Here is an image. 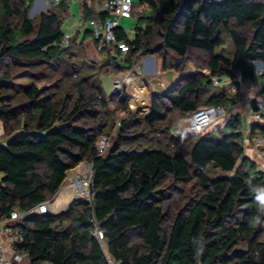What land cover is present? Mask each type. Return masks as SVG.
Segmentation results:
<instances>
[{
	"label": "trees",
	"instance_id": "trees-1",
	"mask_svg": "<svg viewBox=\"0 0 264 264\" xmlns=\"http://www.w3.org/2000/svg\"><path fill=\"white\" fill-rule=\"evenodd\" d=\"M34 1L0 0V218L50 200L82 162L92 164V198L9 225L30 263L108 264L109 255L118 264H264V168L239 140L242 115L204 134L172 129L174 112L236 104L247 80L260 79L264 94V69L256 72L264 64V0H139L152 14L137 16L135 36L114 30L115 42L128 46L124 56L114 43L98 50L91 27L63 43L67 0H50L31 17ZM102 3L81 0L82 19L103 21ZM94 51L106 55L97 60ZM146 55L160 56L163 70L192 61L211 74L151 90L144 113L131 108L125 88L104 94L102 71L134 73ZM250 129L264 135V111ZM95 220L105 247L93 235Z\"/></svg>",
	"mask_w": 264,
	"mask_h": 264
},
{
	"label": "built area",
	"instance_id": "built-area-1",
	"mask_svg": "<svg viewBox=\"0 0 264 264\" xmlns=\"http://www.w3.org/2000/svg\"><path fill=\"white\" fill-rule=\"evenodd\" d=\"M52 1L59 2L61 0H52ZM209 1H220V0H209ZM133 6H134L133 0H103L102 9L103 11L107 12L106 18L103 21H99L96 19H90L89 21V25L92 29L93 36L96 39V47L98 50H105L108 46L114 43L120 49L119 51L120 55L122 56L125 55V52L128 50V46L122 42H117V43L115 42L116 36L114 30L116 27H118L120 18H129L132 16H138L139 14H142L141 10H139L138 12L137 11L134 12ZM69 38L70 37L65 36L63 39V43H68ZM115 51L117 52V50ZM136 63L134 64V67L136 66V68H138L139 66L136 65ZM256 69H257L256 71L257 75L260 76L264 68H259L257 66ZM154 73L157 76L161 74L159 71L157 72L156 69ZM137 74L138 73L134 72L133 76H127L125 78L127 79L130 77H135L138 79L140 84L144 85L145 82L142 79V76H137ZM180 75L181 73L178 74V76ZM119 78L121 77H116L114 80L112 93L123 90L125 88V82H128V80L126 79H123L121 81ZM253 81L256 82L257 80L253 79ZM215 82H219V81H215ZM259 85H260L259 86V91H260L261 84L259 83ZM252 101H253L252 103L256 107V110L251 108L250 116H249L250 118L247 125L245 127L236 128V132H239L241 134L239 140L244 145L249 144L252 139L255 146L262 147L264 146V136L260 134H256L253 136L250 133L251 131L250 125L254 121H257L258 119H262L263 108H264V94L259 93L258 96ZM252 103L249 102V105L251 106ZM130 106L131 108H133L131 104ZM236 108H237V104L234 103L208 105L197 108L196 110H193L190 113L188 131L201 134L204 133L206 130L210 129L216 122L223 121V123L225 124L231 118L232 115L236 114ZM108 143H109V138L107 136H102L99 139L97 145H98V150L101 154L105 152ZM78 166L80 168V171L76 174L75 177L71 178L72 182L70 186L72 187L75 197L89 201L92 198V193H91L92 164L89 162H82ZM261 167L263 168L262 165H260V168ZM0 179H1V174H0ZM33 212L40 214H45L50 212L49 200L39 202L34 207H32L31 209L25 212H20L19 210L14 209L11 211L8 217L0 218V223L5 224L7 226L5 227V230L8 231L9 230L8 227L10 224L20 221L21 218ZM93 225H94L93 235L105 247L107 243V239L102 229L100 228L96 220L94 221ZM22 241H23L22 235L14 229L10 231L8 248H6V246L0 240V264H24L23 261L29 259L27 251H23L18 248V246L22 243ZM107 262L108 264H118L109 255H107Z\"/></svg>",
	"mask_w": 264,
	"mask_h": 264
},
{
	"label": "rangeland",
	"instance_id": "rangeland-1",
	"mask_svg": "<svg viewBox=\"0 0 264 264\" xmlns=\"http://www.w3.org/2000/svg\"><path fill=\"white\" fill-rule=\"evenodd\" d=\"M68 1H69V11H68L69 13L64 17L62 28H63V30L65 32V36H68L69 37V36L74 35L77 32V30H78V24H79V22L81 24L83 19H81L80 16H78V14H79L78 5L75 4V2H72V1H75V0H68ZM133 1L135 2V6H136L135 7V11L138 12L139 11V8H138L139 0H133ZM38 11H39V9H36L35 6H34V4H33L32 7H31V9H30V13L29 14L32 17L35 14H37ZM132 17H134V16H132ZM76 22H77V25H75ZM86 26H87L86 24L84 26L83 25L80 26V29L79 30H80L81 34L84 33V31L86 29ZM134 28H135V25L134 26H131V27L125 28V31H126L128 37L130 39H132L135 36L136 31H135ZM91 40H92V37H91V35L88 34L87 41L90 42ZM93 53L96 54V55L95 54H93V55L95 56V58L97 60H100V57H102V55H106L105 52H102L100 55H98L96 53V51H94ZM152 56L156 57V60H157L156 63L153 66L156 69V71L157 72L159 71L161 74L159 76H157L154 73V70L155 69L154 68L151 69V70H153V72H151V74L148 77V78H150L149 79V83H148L149 85L146 87V90L148 91L147 92L148 95L146 93V98L149 96V98H148V105H149V102H150V93L149 92H151V90H155L154 89V86H155L154 83L155 82H156V84H158L157 86H160L159 88L156 86V88L158 90H162V89H167L168 87H171L173 83H176V81H177L178 78L185 79L186 77H190V76L192 77L193 75H196L198 73H203L205 75H210L211 74V72L208 69H199L196 66V64L194 62H192V61H190L185 67H183L182 69H180V71L179 70L176 71V70H173V69L163 70L160 67V61H161L160 56H158V55H152ZM141 60L142 59L139 58L138 61H137V63H136V65L138 63H140ZM114 61H115V63L117 65L118 64L119 65H125V63H126L119 56H115ZM114 66H115V64H114ZM257 66L259 68H264V64H262V63H258ZM134 68L138 72V74L140 73L141 76L143 75L144 70L141 67H140V70L136 69V66ZM146 70H147V72H150V69L149 68H147ZM177 73L178 74L181 73V75L178 76ZM133 74L134 73L131 72V71H126L122 75L117 74V72H116L115 68H113V66H111V68L107 72L102 71V73L100 75L101 76L100 78H101V83H102V88H103L104 94L107 95V96H109V95L112 94V92H113V86H114V80H115V78L117 76H120L121 78H123V77H127V76H133ZM138 74H137V76H139ZM20 80L21 81H24L23 79H20ZM259 80L260 79H258L256 82H254L253 79H251V80L245 81L242 84L243 85L242 86V91H243L242 92V97H237V100H236L237 101V103H236L237 104L236 113H239L240 115H242L243 120H244L245 115H246V112H247L245 109H247V110L250 109L251 110V108L253 107V106L251 107L249 105V102L252 103V100H254L258 96V94H259V86H260L259 85V83H260ZM215 81H218L217 78L214 79V82ZM46 83H49L48 80L47 81H43V82L41 81L40 84L42 85V84H46ZM215 84L216 85H220V84H223V82L222 83L215 82ZM224 84L227 85V84H230V82L229 81H226V82H224ZM148 88L150 89V91L148 90ZM125 90L127 91V93H129L130 99H131L132 90H131L130 85H129L128 82H125ZM237 91L238 90H237V88L235 86H231V92L232 93L235 94V93H237ZM132 109L133 110H139V109H134V108H132ZM146 109H147V107L146 106H143V108L141 109L143 112H141L140 110L139 111L141 113H144V112H146ZM263 111H264V108H263ZM117 115H118L117 116V121L119 119H121V118L124 117L123 113H121V112L118 113ZM189 119H190V114H182L180 112H174L173 113V120H172V127H173L172 129H175L174 131H177L178 134H182V133L187 132L188 131ZM245 120H246V118H245ZM217 124L224 125L223 121H219V122L214 123L213 127L215 125H217ZM208 130H206L204 133H207ZM113 133H114V130H112V135H113ZM257 134H260V135L264 136L263 134H261L259 132ZM252 144H246L245 145V148H246L245 149V153L246 154L250 153L249 151H247V148L249 146H253L252 148L254 150H253V155H252L253 157L252 158L259 165L262 164V166L264 168V148L262 150H260V147L255 146L254 143H252ZM257 152H258V154H257ZM79 171H80L79 166H77L75 169L69 171L70 172L69 173L70 178L68 180V185H69V187L71 189H72V187L70 186V184L72 182V179L71 178L75 177L76 174ZM69 207H66L65 209H67Z\"/></svg>",
	"mask_w": 264,
	"mask_h": 264
},
{
	"label": "crops",
	"instance_id": "crops-1",
	"mask_svg": "<svg viewBox=\"0 0 264 264\" xmlns=\"http://www.w3.org/2000/svg\"><path fill=\"white\" fill-rule=\"evenodd\" d=\"M35 1H34V6H35L36 9H39L38 12H40L42 10H46L50 6V1L49 0H35ZM72 2H75V4L78 5V10H79L78 16H80V18L82 19V5H81V0H75V1H72ZM67 4H68V8H69V1L68 0H67ZM138 8H139V10H141L142 14H144V15H151L152 14V9L147 4H140V5H138ZM84 23L87 25L86 26V29L90 27V25H89L88 22H85L84 20H82V23L80 24V22H79V24H78V30L77 31H80L79 30L80 29V26L81 25L84 26L85 25ZM137 23H138L137 16L129 17V18H120L119 19V25L118 26L121 27V28H123L125 30V28H127V27H131V26H134V25L136 26ZM75 25H77V22L75 23ZM140 59H142V60H141L140 63L137 64L139 67L136 68V69L140 70V67H141L144 70L142 77L145 76L146 79H147V81L144 80V82H145L144 85H142L140 83L139 84L137 83V84H138L139 87L143 86L144 88H146L149 85L148 83H149V79L150 78H148V77L151 74V72H153V70H151V69L154 68L153 65L156 63L157 60H156V57H154L152 55L142 56ZM160 67H161V61H160ZM147 68L150 69V72H147V70H146ZM135 72L138 73L137 71H135ZM138 75L141 76L140 74H138ZM117 77H120V76H117ZM154 85H153L154 86V89L155 90H158L156 88V86L158 84H156V82H155ZM157 87L159 88L160 86H157ZM148 90L150 91L149 88H148ZM144 106H146L147 109L149 108V105L148 104H146ZM245 110L247 112H246V115H245L246 120L244 118V123H243V126L244 127L247 125V123L249 121V118H250L249 116H250V111H251L250 109L249 110L245 109ZM140 111L143 112L141 109H140ZM3 132H4L3 125L0 122V143H4L6 141V138L3 136ZM251 141H253V140L251 139ZM252 143L250 142L249 144H252ZM253 146H249L247 148V151L250 152L247 155L250 156V157H253L252 156L253 155V150H254L252 148ZM263 148H264V146L260 147V150H262ZM257 154H258V152H257ZM69 173L70 172H68V176H67V179H66V182L64 183V185L49 200V204H50L49 207H50V212L51 213H59V212L63 211L66 207H69V206L72 205V202H73V199L75 198V196H74L73 190L68 185V180L70 178ZM5 227H7L5 224L0 223V240L6 246V248H8L10 231H12L13 228H11L9 226L8 227L9 230L6 231L5 230ZM23 262H24V264H31L30 261H29V259H27V260H25Z\"/></svg>",
	"mask_w": 264,
	"mask_h": 264
},
{
	"label": "bare ground",
	"instance_id": "bare-ground-1",
	"mask_svg": "<svg viewBox=\"0 0 264 264\" xmlns=\"http://www.w3.org/2000/svg\"><path fill=\"white\" fill-rule=\"evenodd\" d=\"M119 79L122 81L123 79H126V78L123 77V78H119ZM126 80H128V82L130 83L131 88H132V97L130 99V103H131L132 107L134 109H139V110H140V108L142 109L144 105L148 104L149 96L146 98V93H147L146 88H144L143 86L139 87L138 86L139 81L135 77H130V78H127ZM147 95H148V93H147Z\"/></svg>",
	"mask_w": 264,
	"mask_h": 264
},
{
	"label": "water",
	"instance_id": "water-1",
	"mask_svg": "<svg viewBox=\"0 0 264 264\" xmlns=\"http://www.w3.org/2000/svg\"><path fill=\"white\" fill-rule=\"evenodd\" d=\"M110 63H111V58L107 57L103 62L100 63V67L105 66V65H109ZM142 79L147 81L145 76H143Z\"/></svg>",
	"mask_w": 264,
	"mask_h": 264
}]
</instances>
